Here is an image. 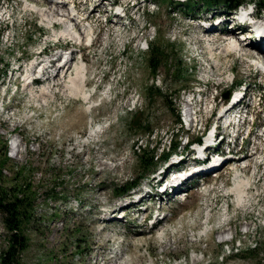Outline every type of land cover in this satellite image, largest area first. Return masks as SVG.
I'll return each instance as SVG.
<instances>
[{"label": "rangeland", "instance_id": "rangeland-1", "mask_svg": "<svg viewBox=\"0 0 264 264\" xmlns=\"http://www.w3.org/2000/svg\"><path fill=\"white\" fill-rule=\"evenodd\" d=\"M11 1L8 11L13 15L12 22L0 21V151L5 148L8 161L1 171L0 188L12 192L23 179L16 173L24 170L35 193L31 217L22 226V240L27 241V246L19 249L13 264H264V188L258 194L253 192L251 202L245 206L237 203L230 191L232 186L229 193L234 195L235 202L233 197H227L228 192L220 188L208 187L207 195L201 196L198 195V184L187 183L184 187L186 192L175 198L170 196V203H163V210L170 216L167 224L156 230H149L145 224L142 226L145 213L135 216L130 209L124 211L122 220H105L107 212L114 210L122 199L115 194L117 186L141 174H146L141 181L142 186L150 181L152 170L146 171L147 166L141 165L138 156L141 153L147 156L154 146L158 147V153L162 147L166 149L170 134H175L179 127L172 109L179 108L182 113L184 90L204 80L199 59H192L196 37V23L192 19L195 15L205 16L207 12L202 0H191L194 3L190 7H197L192 9L194 12L183 9L188 5L186 3L149 0L148 4L147 0H137L136 7L128 5V19L117 20L110 16L112 22L100 25L94 17L90 26L94 31L95 45L90 49L75 47L71 50L79 49L86 64L79 62L87 65L85 90L92 95L89 111L86 110L87 104L80 98H73L64 86L68 78L74 76V66L66 73L63 70L67 75L64 80L48 84L44 80V83L34 86L33 91V86L26 87L27 82L23 83L27 76L26 81L51 75L49 72L50 75L30 77V66L36 51L44 46L45 39L51 35L56 37L55 33L62 29V25L58 24L57 29L51 32L42 27L48 23L36 12H21L20 7L24 5L25 8L23 1L24 4ZM77 1L79 4L85 2L83 6L78 5L85 15L95 6L92 0ZM110 1L113 0H99L100 6L98 4L93 11L97 7L101 11L108 10ZM115 1L127 4L131 0ZM151 3L154 5L145 11ZM34 4L44 9L48 7L43 0ZM70 5L65 4L64 9ZM77 12L80 14V9ZM223 12L226 11L220 8L212 10L215 17ZM71 18L77 23L79 17L71 15ZM77 25L73 32L81 35V42L89 41L92 29H87L84 22ZM216 36L224 37L221 33ZM144 38L148 46L149 43L159 44L168 50L170 45L175 47L176 53L171 55L173 60L180 59L185 75L177 79V76L167 75L160 68L157 76H152L148 65L149 51L139 49L144 46ZM218 41L216 46L221 47L223 44H217ZM202 47H206L203 52L207 54L205 58L211 67L213 61L210 60L207 43ZM196 50L200 53V46ZM226 60L224 75L230 77L231 70L236 84L244 82L249 92L258 89L264 104V75L256 68L262 60L250 63L235 55ZM17 61L24 72L25 63H30L26 76L9 75ZM209 70L205 72L214 84L215 77ZM255 70L263 78L254 73ZM30 84L33 83L30 81ZM213 84L207 86L212 92ZM24 87L32 92H26ZM149 87L159 89L162 94H148ZM224 87L223 84L221 89ZM216 91L220 93L221 90L217 88ZM135 92L144 105L140 124L149 125V129L156 131L153 138H146L147 132L143 128L138 129L140 124L132 128L130 123L134 115L123 114L117 106L121 99L136 95ZM169 95L176 97L171 107L167 106ZM40 97L43 102L48 101L44 114H39ZM16 101L18 109L12 108ZM200 110L195 131L199 121L202 124L215 122L214 115L209 117L208 107ZM254 115L253 136H262L264 106L254 111ZM91 130H96L94 135L90 134ZM140 137L147 141L142 143L147 146L144 152L140 151L144 146L134 144ZM260 157H264L263 153ZM160 166L167 167L168 163ZM243 172L250 179L252 175L254 178L264 176L260 167L257 171L249 167ZM231 174L222 171L216 185L223 182L224 187L230 186L227 180ZM60 189L65 192V198L54 200L47 197L52 190L56 193ZM156 204H150L151 209H156ZM7 239L0 214V254L7 250Z\"/></svg>", "mask_w": 264, "mask_h": 264}, {"label": "bare ground", "instance_id": "bare-ground-1", "mask_svg": "<svg viewBox=\"0 0 264 264\" xmlns=\"http://www.w3.org/2000/svg\"><path fill=\"white\" fill-rule=\"evenodd\" d=\"M25 3V8L31 11L36 12L42 20L46 21L48 23V26L51 25V23L56 22L57 24L62 25V29L60 31H57L55 33L56 38H66L70 41L77 40L81 42L82 37L80 38V34L73 32L74 28L76 27V23L74 22V19L71 18V15H75L73 9H72V3L73 0H43L46 2V6H48L46 9L35 5V2L41 1V0H22ZM70 3L71 5L69 8L64 9L66 6L65 4ZM100 6V4L98 5ZM71 7V8H70ZM74 13V14H73ZM78 13V12H77ZM74 22V23H72ZM224 30V28H222ZM211 29H205L203 33L208 34L207 38V47H208V53L210 55V60L213 61V64L210 67V72L213 77L219 82L225 81L229 79L226 74L224 75L223 70L225 69V63L226 59L229 58L231 55H235L240 57L242 60L248 61L250 63L257 62V60L264 61V50L261 45L254 46L251 43H244V41H230L227 42V39L225 38V44H223L221 47L216 46V41L220 40L217 36H212ZM215 33V32H214ZM213 33V34H214ZM235 32H231V35L233 36ZM54 35V36H55ZM90 40V39H89ZM74 42V41H73ZM215 44V45H214ZM72 52V51H71ZM70 51H64L62 55H64L63 60H66L68 54ZM254 59V60H253ZM69 63H65L64 65L61 64V60H58L50 67L47 65L48 58L44 59V65L38 64L37 67L35 66L34 62L31 64V72L30 77L33 75H43L48 73V75H51L46 77L45 81L48 84L49 82L56 83L60 80H64L65 73L68 69H70L71 66H74L75 68V74L73 77L68 78V82L64 83L66 90L68 91V94H71L73 98H80L86 105V110H90L92 108L91 106V94L88 93L85 90L86 87V66L82 62H73V59L68 61ZM74 63V64H73ZM258 63V62H257ZM65 66L67 67L66 71L63 72ZM262 66L257 65L256 68L262 72L261 69ZM57 69L56 73H54L53 70L48 71L47 69ZM73 69V67H71ZM69 71V70H68ZM50 72V73H49ZM53 74V75H52ZM47 75V74H46ZM264 75V74H263ZM26 78H29L27 76ZM25 78V80H26ZM67 80V79H66ZM44 81V82H45ZM26 87H31L30 81H26ZM64 82V81H63ZM45 87V86H43ZM45 88H42L44 90ZM65 89V88H64ZM65 90V91H66ZM189 106V104H187ZM191 128H194V125L192 124L190 126ZM96 131V130H95ZM95 131L91 130L90 134L94 135ZM245 186V181L241 180L239 176H235L234 184L231 187L230 191L235 195L237 203L240 204L243 201V198L245 197L243 193V187ZM165 248V246H164Z\"/></svg>", "mask_w": 264, "mask_h": 264}, {"label": "trees", "instance_id": "trees-1", "mask_svg": "<svg viewBox=\"0 0 264 264\" xmlns=\"http://www.w3.org/2000/svg\"><path fill=\"white\" fill-rule=\"evenodd\" d=\"M242 0H205L206 5H218L222 4L228 8L234 7ZM257 4L262 5L264 8V0H257ZM263 3V4H262ZM152 57L149 59L150 69L153 72L156 71V68L161 61L159 60L160 53L151 54ZM139 162L143 165H147L150 168H153L156 163H151L152 158L141 155L139 157ZM8 163L6 159V150L2 148L0 151V180L2 176V169ZM30 172V170H29ZM24 170L20 173H16L17 177L23 178L20 183L16 184L12 192L8 189L0 188V214L3 217V226L8 235V245L7 250L0 254V260L2 264H13L16 260V256L18 255L19 249H24L27 246V241H23V224L28 221L31 217V210L33 207V201L35 197L34 189H32V185L30 183V178H26L24 175ZM56 176V174H55ZM142 177H138L135 181L131 183H127L124 186L118 187L115 190L117 195L124 194L127 190H129L130 186H133L139 182ZM60 190H55L52 193L47 195L50 199L58 200L61 198H65V192Z\"/></svg>", "mask_w": 264, "mask_h": 264}]
</instances>
